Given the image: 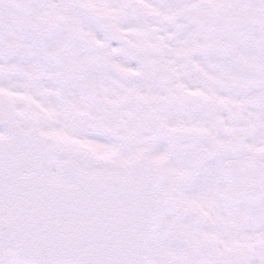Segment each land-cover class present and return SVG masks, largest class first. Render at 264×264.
<instances>
[{
    "label": "snow or ice",
    "instance_id": "snow-or-ice-1",
    "mask_svg": "<svg viewBox=\"0 0 264 264\" xmlns=\"http://www.w3.org/2000/svg\"><path fill=\"white\" fill-rule=\"evenodd\" d=\"M0 264H264V0H0Z\"/></svg>",
    "mask_w": 264,
    "mask_h": 264
}]
</instances>
